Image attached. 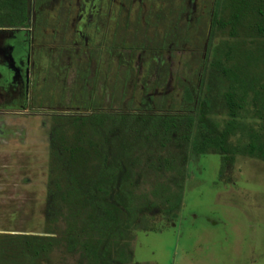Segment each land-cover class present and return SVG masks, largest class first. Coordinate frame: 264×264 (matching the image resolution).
I'll list each match as a JSON object with an SVG mask.
<instances>
[{"label": "rangeland", "instance_id": "obj_1", "mask_svg": "<svg viewBox=\"0 0 264 264\" xmlns=\"http://www.w3.org/2000/svg\"><path fill=\"white\" fill-rule=\"evenodd\" d=\"M33 1L31 28H0V264H22L9 234L56 239L35 264H79L64 246L63 217L46 208L52 117L189 114L220 129L229 116L216 47L250 38L241 29L232 38L228 27L213 25L215 0H42L38 8ZM85 44L94 47L91 68L78 49ZM256 71L264 79L263 58ZM247 108L239 119L264 132V118ZM183 155L173 142L139 155L143 207L131 225L133 261L264 264V161L238 155L220 176V155L187 154L172 220L165 196L176 191L175 171L147 165L175 158L181 171Z\"/></svg>", "mask_w": 264, "mask_h": 264}, {"label": "trees", "instance_id": "obj_2", "mask_svg": "<svg viewBox=\"0 0 264 264\" xmlns=\"http://www.w3.org/2000/svg\"><path fill=\"white\" fill-rule=\"evenodd\" d=\"M29 2L0 0V27L26 26ZM213 25L228 27L232 38L240 29L250 38L249 44L224 42L216 47L223 59L216 66L227 82L223 99L229 119L222 128L189 114L95 111L52 117L46 208L49 215L63 217L64 246L78 256L79 264H140L133 261L130 247L131 225L143 207L135 168L140 153L152 145L173 142L184 147L181 171L175 170V158H157L147 165L156 172L175 171L176 191L165 196L172 220L181 207L187 154L220 155V176L238 155L264 161V132L239 119L247 107L253 117L264 118V79L256 71L260 58L264 62V0H215ZM114 241L121 242L114 248ZM7 242L22 264H35L57 244L51 236L30 234H9Z\"/></svg>", "mask_w": 264, "mask_h": 264}, {"label": "flooded vegetation", "instance_id": "obj_3", "mask_svg": "<svg viewBox=\"0 0 264 264\" xmlns=\"http://www.w3.org/2000/svg\"><path fill=\"white\" fill-rule=\"evenodd\" d=\"M30 1V0H29ZM42 0H35V6L37 5V8L38 6L40 5ZM34 7V1L32 2V6L30 7V2H29V17L27 19V25L26 26H18V27H12V28H19V29H28V28H31L32 27V24L34 23V16H35V13L34 11L32 10V8ZM214 10V9H213ZM2 28V27H0ZM22 31V30H20ZM92 47L93 46H88V45H81L79 49L80 53L84 55L86 61L89 62H93L94 60V52L92 51ZM94 48V47H93ZM96 50V48H95ZM7 57L10 59V57L8 56L7 54ZM91 67V65H90ZM25 74H26V78H28V69L25 70Z\"/></svg>", "mask_w": 264, "mask_h": 264}, {"label": "crops", "instance_id": "obj_4", "mask_svg": "<svg viewBox=\"0 0 264 264\" xmlns=\"http://www.w3.org/2000/svg\"><path fill=\"white\" fill-rule=\"evenodd\" d=\"M172 221V220H171ZM132 256H133V251H132Z\"/></svg>", "mask_w": 264, "mask_h": 264}]
</instances>
